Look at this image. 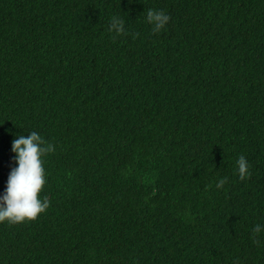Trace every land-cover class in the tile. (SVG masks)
<instances>
[{
    "label": "trees",
    "instance_id": "16d2710c",
    "mask_svg": "<svg viewBox=\"0 0 264 264\" xmlns=\"http://www.w3.org/2000/svg\"><path fill=\"white\" fill-rule=\"evenodd\" d=\"M33 131L49 207L0 264H264V0H0V192Z\"/></svg>",
    "mask_w": 264,
    "mask_h": 264
},
{
    "label": "clouds",
    "instance_id": "9594fccd",
    "mask_svg": "<svg viewBox=\"0 0 264 264\" xmlns=\"http://www.w3.org/2000/svg\"><path fill=\"white\" fill-rule=\"evenodd\" d=\"M146 23L151 26L154 34L160 33L170 21V16L163 10L149 9L145 16ZM126 21L120 16L110 19L109 32L114 37L125 35ZM14 154L13 167L7 177L3 192H0V224L16 225L32 222L49 207L47 197H41L46 184V172L43 157L55 151L52 143L46 142L38 132H30L26 136L18 135L11 143ZM236 174L240 180L251 177L250 165L244 155L236 161ZM228 183L227 177L219 178L216 189H222ZM264 224L257 223L251 229L250 239L261 246L264 241Z\"/></svg>",
    "mask_w": 264,
    "mask_h": 264
}]
</instances>
